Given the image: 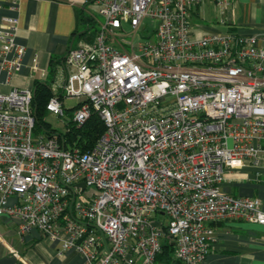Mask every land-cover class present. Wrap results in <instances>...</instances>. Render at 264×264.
Returning <instances> with one entry per match:
<instances>
[{
    "label": "built area",
    "instance_id": "1",
    "mask_svg": "<svg viewBox=\"0 0 264 264\" xmlns=\"http://www.w3.org/2000/svg\"><path fill=\"white\" fill-rule=\"evenodd\" d=\"M84 1L94 32L66 53L74 70L52 83L46 110L64 129L96 112L104 131L86 150L64 144L34 132L32 88L0 92V216L83 264H158L165 241L178 264H203L214 223L264 224L258 199L220 188L226 168L264 160V47L255 35L192 34V10L235 0ZM146 19L152 33L139 39ZM3 20L0 71L10 77L25 47L17 17ZM66 99L77 102L62 118Z\"/></svg>",
    "mask_w": 264,
    "mask_h": 264
},
{
    "label": "crops",
    "instance_id": "2",
    "mask_svg": "<svg viewBox=\"0 0 264 264\" xmlns=\"http://www.w3.org/2000/svg\"><path fill=\"white\" fill-rule=\"evenodd\" d=\"M94 8L84 0H0V28L4 27V17L16 16L15 41L25 47L17 71L10 77L0 71V92L14 87L33 89L36 81L52 88V83L69 76L74 69L64 57L86 38L81 16ZM191 25L196 37L207 32L255 35L264 47V0H235L226 11L213 2L202 3L192 10ZM35 56L40 70L33 75ZM220 188L233 196L258 199L264 211V160L259 165L247 162L226 168ZM18 224L17 219L0 216V264H83V257L73 250L58 255L59 240L50 241L36 229L20 234ZM213 227L214 239L203 264H264V224L234 218ZM156 261L178 264L174 250L169 258L160 256Z\"/></svg>",
    "mask_w": 264,
    "mask_h": 264
},
{
    "label": "trees",
    "instance_id": "3",
    "mask_svg": "<svg viewBox=\"0 0 264 264\" xmlns=\"http://www.w3.org/2000/svg\"><path fill=\"white\" fill-rule=\"evenodd\" d=\"M81 21L83 24L82 34L84 36L92 35L95 29V20L89 14H82ZM33 95L31 105L34 110L35 126L34 132L40 131L46 132L48 135L56 134L64 144H76L81 149L86 150L90 148L96 139L104 131V123L96 112H92L90 117L80 126H76L72 120L66 123L64 130H58L51 126V124L45 120V116L48 113L46 110V103L52 96V90L50 84L46 82L36 81L33 85ZM73 107L67 108L68 111L73 110ZM66 110V109H65ZM69 112V116L71 115ZM174 250L172 242L165 241L162 245V251L157 256L170 257L171 252Z\"/></svg>",
    "mask_w": 264,
    "mask_h": 264
},
{
    "label": "rangeland",
    "instance_id": "4",
    "mask_svg": "<svg viewBox=\"0 0 264 264\" xmlns=\"http://www.w3.org/2000/svg\"><path fill=\"white\" fill-rule=\"evenodd\" d=\"M144 24H146L147 28L145 31H141V33H139V35L137 36H140L139 39H141L142 37L141 36H146V35H149L150 33H152V28H153V25L155 24L154 22H152L150 19H146L144 21ZM136 36V37H137ZM77 102L76 99H66L65 100V115L64 117L62 118H67V114L71 111H68L67 108H69L70 106H73L75 105ZM45 120L48 121L52 127L58 129V130H64V124L62 122V119L59 118V117H56L52 114H49L47 113L46 116H45Z\"/></svg>",
    "mask_w": 264,
    "mask_h": 264
},
{
    "label": "water",
    "instance_id": "5",
    "mask_svg": "<svg viewBox=\"0 0 264 264\" xmlns=\"http://www.w3.org/2000/svg\"><path fill=\"white\" fill-rule=\"evenodd\" d=\"M82 186H84V184L83 183H80Z\"/></svg>",
    "mask_w": 264,
    "mask_h": 264
}]
</instances>
